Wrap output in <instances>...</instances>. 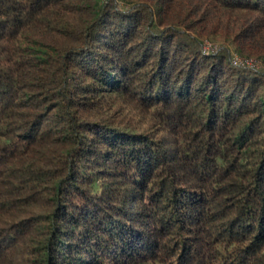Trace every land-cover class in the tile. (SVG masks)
Returning <instances> with one entry per match:
<instances>
[{
    "label": "trees",
    "instance_id": "obj_1",
    "mask_svg": "<svg viewBox=\"0 0 264 264\" xmlns=\"http://www.w3.org/2000/svg\"><path fill=\"white\" fill-rule=\"evenodd\" d=\"M235 55L264 63V0H0V264H264Z\"/></svg>",
    "mask_w": 264,
    "mask_h": 264
},
{
    "label": "rangeland",
    "instance_id": "obj_2",
    "mask_svg": "<svg viewBox=\"0 0 264 264\" xmlns=\"http://www.w3.org/2000/svg\"><path fill=\"white\" fill-rule=\"evenodd\" d=\"M219 44L220 42L212 43L210 41H206L203 47L204 52L207 54H211V53L219 51V47H220ZM235 61H237L238 64H235ZM233 64L235 66L248 67V68L250 67L253 69H257V70L264 68V63L260 62L259 60L244 59L236 55L233 56Z\"/></svg>",
    "mask_w": 264,
    "mask_h": 264
},
{
    "label": "built area",
    "instance_id": "obj_3",
    "mask_svg": "<svg viewBox=\"0 0 264 264\" xmlns=\"http://www.w3.org/2000/svg\"><path fill=\"white\" fill-rule=\"evenodd\" d=\"M235 64H238L237 61H235Z\"/></svg>",
    "mask_w": 264,
    "mask_h": 264
}]
</instances>
